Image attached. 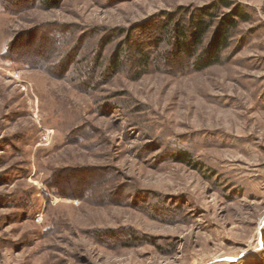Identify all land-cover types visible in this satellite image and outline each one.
<instances>
[{"label": "rangeland", "instance_id": "374dc122", "mask_svg": "<svg viewBox=\"0 0 264 264\" xmlns=\"http://www.w3.org/2000/svg\"><path fill=\"white\" fill-rule=\"evenodd\" d=\"M227 1L0 0V264H264V0Z\"/></svg>", "mask_w": 264, "mask_h": 264}, {"label": "trees", "instance_id": "16d2710c", "mask_svg": "<svg viewBox=\"0 0 264 264\" xmlns=\"http://www.w3.org/2000/svg\"><path fill=\"white\" fill-rule=\"evenodd\" d=\"M219 2L220 4L214 3L211 8L216 6L231 8L232 6V3L227 0H219ZM214 16L216 15L213 12L206 9L201 14H195L192 16L188 25V32L184 26L176 27L175 43L179 46L180 51H183L186 56H194L198 48L202 46L206 39V34L213 26L212 19ZM236 16L241 19L247 18V14L241 10L240 7H236L230 13H227L222 17L211 44L208 48L202 50L201 54L195 60V66L197 69H206L221 62V53L228 46V39L231 35V30L238 24ZM111 66L116 70L120 66V58H113ZM180 161L193 165V161L186 152L183 153Z\"/></svg>", "mask_w": 264, "mask_h": 264}]
</instances>
